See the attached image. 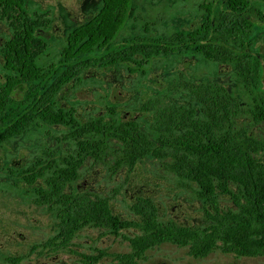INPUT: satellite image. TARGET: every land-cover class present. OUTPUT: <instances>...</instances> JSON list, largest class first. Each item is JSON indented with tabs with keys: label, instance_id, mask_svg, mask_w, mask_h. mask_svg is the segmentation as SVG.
<instances>
[{
	"label": "trees",
	"instance_id": "obj_1",
	"mask_svg": "<svg viewBox=\"0 0 264 264\" xmlns=\"http://www.w3.org/2000/svg\"><path fill=\"white\" fill-rule=\"evenodd\" d=\"M132 2L102 0L98 13L68 34L60 64L45 73L37 64L47 47L36 33L42 27L41 16L38 21H23L19 10L24 0H0L2 16L14 24L10 49L6 50L11 73L0 85V148L39 122L69 127L71 132L65 139L77 142L75 154L60 161L47 151L46 158H39L27 169L10 172L33 187V204L47 208L56 219V234L43 244V250L65 251L81 231L90 227L117 236L129 229H137L139 234L127 237L130 253L84 256V264H102L106 256L112 257L113 264H138L148 250L165 243L188 248L194 258H205L216 250L236 257L264 256V141L237 126L244 108L226 87L214 82L187 85L194 104L157 110L152 135L132 121L99 117L83 123L74 110L57 108L58 93L90 68L133 62L141 69L153 58L185 53L233 65L245 89L254 92L251 85L257 86L263 64L250 51L248 38L255 23L244 14L248 7L245 0H228V11L214 12L213 5H208V16L195 31L168 39L141 37L122 45L116 39L130 17ZM258 13L264 21V15ZM235 40L239 42L237 50L232 46ZM22 85L26 90L17 96ZM255 100L249 114L255 123H264V93H258ZM155 109L154 102L142 107L147 112ZM109 140L122 144L114 172L122 168L133 171L149 157L167 161L169 171L198 187L212 224L189 228L162 223L156 204L146 198L131 207L139 221L123 220L114 214L108 198L75 189L86 160L101 161ZM220 194L234 200L236 211L222 210Z\"/></svg>",
	"mask_w": 264,
	"mask_h": 264
},
{
	"label": "rangeland",
	"instance_id": "obj_2",
	"mask_svg": "<svg viewBox=\"0 0 264 264\" xmlns=\"http://www.w3.org/2000/svg\"><path fill=\"white\" fill-rule=\"evenodd\" d=\"M214 1L133 0L130 17L116 42L125 45L141 37L168 39L195 31L205 21L206 13L200 6ZM251 1L264 13L263 0ZM101 7L102 0H30L29 15L33 18L35 13L45 11L50 21L49 30L42 35L47 47L37 60L45 73L62 61L68 34ZM252 20L255 28L248 38L250 51L263 64L257 86L251 85L254 92L245 89L233 65L209 61L202 54L185 53L153 58L141 69L139 63L133 62L90 68L58 93L57 108L74 110L83 123L99 117L106 121H132L152 135L157 110L173 105L189 107L194 102L187 85L214 82L226 87L243 105L244 113L237 126L247 128L255 139L264 141V123H255L249 114L258 93H264V21L256 13ZM3 28L1 25L0 43L9 35ZM213 36L212 33L210 38ZM232 46L237 50L239 42L233 41ZM135 69L137 72H133ZM2 79L0 70V81ZM148 102L156 104L155 111L142 110ZM70 132L66 126L39 122L23 136L0 148V264H84V256L131 252L127 237L138 235L137 229L123 230L117 236L105 229L90 227L81 231L65 251L43 250V244L56 234V219L47 208L33 204V187L10 172L27 169L39 158H46L47 151L58 161L75 154L77 142L64 137ZM108 144L109 149L101 161L86 160L75 189L92 197L108 198L114 214L123 220L139 221L131 207L146 198L156 204L162 223L189 228L212 224L206 213L207 206L199 198L198 187L169 171L167 161L149 157L133 171L122 168L114 172L122 144L116 140H109ZM262 157L264 161V154ZM218 197L223 211H236L234 200L229 196L220 194ZM101 263L113 264V259L106 256ZM138 264H264V256L236 257L216 250L205 258H194L188 248L165 243L148 250Z\"/></svg>",
	"mask_w": 264,
	"mask_h": 264
},
{
	"label": "flooded vegetation",
	"instance_id": "obj_3",
	"mask_svg": "<svg viewBox=\"0 0 264 264\" xmlns=\"http://www.w3.org/2000/svg\"><path fill=\"white\" fill-rule=\"evenodd\" d=\"M248 3V7L245 10L244 14L246 15L247 18H249V20L252 22V16L254 13L259 14L258 12L262 13L264 15L263 12H261V10H259L258 8H256L253 5V2L250 0H245ZM30 4V0H24V5H23V9L19 10L21 15H22V20L26 21V19L28 20V18L34 19L38 21V16H41V24L42 27H39L36 29V33L38 35H40L42 37V39H44V37L42 36L43 34H45L46 30H49L50 28V21L47 18L48 17V13L45 11L42 12H37L34 14V17L32 18V16L29 15L28 12V7ZM262 4L264 5V0L262 2ZM210 5H213V10L214 12H216L218 9L221 10H225L228 11L229 6H228V0H215L213 3H211ZM207 6L208 5H202L200 6V10H204V12L206 13L205 17H203V20L206 19V17L208 16V12H207ZM255 9V12H254ZM3 9H2V4L0 3V26L3 25L4 28L3 30L5 31V34H9L8 38L5 39L4 42L0 43V70L1 72H3V79L0 81V85H3L5 82L8 81L9 78V74L11 73V69L8 67V59L6 57V50L7 48H9V43L12 41L13 39V33H14V24L13 21L11 19H8L6 16L3 17ZM37 18V19H36ZM254 22V21H253ZM17 24V23H16ZM10 49V48H9ZM26 90V86L22 85L19 86L17 89V94L16 95H22L24 93V91Z\"/></svg>",
	"mask_w": 264,
	"mask_h": 264
}]
</instances>
